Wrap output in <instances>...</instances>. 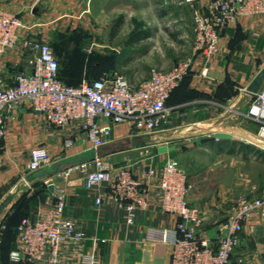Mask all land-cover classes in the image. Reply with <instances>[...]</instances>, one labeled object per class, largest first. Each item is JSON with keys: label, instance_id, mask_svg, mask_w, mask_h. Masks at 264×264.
<instances>
[{"label": "crops", "instance_id": "0c3cea01", "mask_svg": "<svg viewBox=\"0 0 264 264\" xmlns=\"http://www.w3.org/2000/svg\"><path fill=\"white\" fill-rule=\"evenodd\" d=\"M0 9L19 16L23 24L17 46L0 57V75L6 85L13 83L16 71L27 67L21 47V40L26 37L51 46L66 82L79 81L86 71L101 73L109 69L138 83L147 77L151 67L166 70L173 65L163 54L155 58L152 55L155 36L170 25L164 18L172 16V9L192 14L188 4L178 6L173 1L162 4L158 0H0ZM133 19L140 26L134 27ZM184 25L178 28L179 37L189 35L191 42L182 57H190L192 23ZM122 26L128 29L125 33L120 32ZM171 44L175 50L185 47L177 41ZM192 60L190 75L166 102L171 109L170 124L157 134L167 133V137L163 136L169 140L167 143L153 146L149 134L134 135L130 125L122 123L111 125L107 142L98 149V154L113 167L133 163L134 174L144 186L148 207L136 211L131 225L126 222V212L105 198L104 184L88 190L81 171L65 175L69 168L92 158V151L74 125L63 130L50 127L29 107L6 113V137L0 142V203L7 197L11 199L0 214V264H48L14 263L9 253L19 244L16 230L19 219L25 216L35 219L40 209L53 202L57 187L66 191L64 216L86 237L79 252L64 245L60 264H169L171 248L162 243L161 234L163 230H173L178 218L161 211L158 184L163 163L178 154L177 143L208 138L207 144L217 146L212 150L217 156H233L245 150L247 157L264 162V153L242 143L239 137L242 130L235 123L240 116L248 119L245 115L250 106V88L264 68V16L239 17L221 32L215 56L206 60L195 55ZM203 68L206 72L202 75ZM224 127L230 131L218 130ZM67 136L74 138V144L64 148ZM247 139L264 147L260 140L250 136ZM161 146H166L167 151L158 152ZM38 147L46 149L51 163L31 173L27 171L29 152ZM178 165L190 186L187 204L201 213L203 223L198 235L215 243L229 215V209L225 208L229 198L224 193L209 200L204 196L195 198L194 187L201 180L188 167L182 168L179 162ZM230 168L234 170L237 166L234 163ZM40 170L46 173L39 175ZM51 170L54 172L47 174ZM49 180L53 181L51 190ZM97 196L103 198L99 205L94 202ZM253 220V230L244 228L229 264H264V219ZM89 256L96 262L84 259Z\"/></svg>", "mask_w": 264, "mask_h": 264}, {"label": "built area", "instance_id": "2783aa9c", "mask_svg": "<svg viewBox=\"0 0 264 264\" xmlns=\"http://www.w3.org/2000/svg\"><path fill=\"white\" fill-rule=\"evenodd\" d=\"M158 1L162 4L173 1L178 6L188 4L192 10V55L166 70L151 67L147 77L138 83L130 82L116 71L104 72L97 79H85L72 86L60 80L59 61L51 46L26 37L21 40V47L27 67L16 71L11 85L4 84L0 75V142L6 137V113L15 108H31L42 116L46 125L59 130L74 125L92 151V158L69 168L65 175L73 170L81 171L83 185L88 190L104 184L105 198L126 212V222L130 225L134 223L136 211L145 210L148 201L142 182L134 174L133 163L113 167L98 154L110 136L111 125L126 123L134 135L149 134L150 137L167 130L171 109L166 101L190 73L193 57L199 55L208 60L215 56L221 32L239 17L264 16V0ZM196 2L200 5L196 6ZM22 26L19 16L0 9V57L17 46ZM205 72L203 68L201 74ZM249 94L250 106L245 116L260 124L259 134L264 136V85ZM73 144L74 138H64V148ZM50 163L46 149L34 148L29 152L27 171L36 172ZM148 173H151L150 166ZM158 187L162 194L161 211L178 218L173 230H163L161 234L162 243L171 248L169 264H229L244 228L253 230V219H264L263 188L258 197L237 201L221 234L212 243L198 235L202 220L187 204L190 186L177 160L169 158L163 163ZM65 201V189L57 187L53 202L40 209L35 219L23 218L19 222L16 227L19 244L9 253L11 262L60 264L64 245L74 252L82 249L86 237L64 216ZM102 201L101 196L94 200L97 205ZM84 259L95 261L90 256Z\"/></svg>", "mask_w": 264, "mask_h": 264}, {"label": "rangeland", "instance_id": "374dc122", "mask_svg": "<svg viewBox=\"0 0 264 264\" xmlns=\"http://www.w3.org/2000/svg\"><path fill=\"white\" fill-rule=\"evenodd\" d=\"M171 15L169 18L168 16L164 18L165 23L169 22L170 25H166V29L159 32L153 40L155 48L153 49L152 55L155 58L163 54L172 60V62L170 61L171 63H175L184 58L182 55L186 52L191 42L189 35L185 38L179 37L181 31L178 29L184 27V23L189 26L191 15L189 12L183 10L176 11L175 9H172ZM119 18L118 16L116 19L119 20ZM127 30L126 27L122 26L120 32L125 33ZM184 32H186V29H184ZM175 41L182 45L185 44V47L182 49L176 48L175 50V45H170V43ZM237 118L235 123L242 130L239 136L241 137L242 143L244 142L251 148L258 150V152L264 153V149L261 147L262 145L259 147L247 139L250 136L264 142V136L259 134L260 124L243 118V116ZM218 130L224 132V130L230 131V128L224 127V129L219 128ZM166 134H154L155 136H151V145L167 143L169 140L163 138V136L167 137ZM208 142V138H196L190 141L182 140L177 143L178 154L173 156V159L177 160L182 168L188 167L189 171L197 174V179L201 180L195 184L193 191L195 198L199 199L200 196H204L209 200L212 197L217 198L224 193V197L229 198L226 200L225 208L229 209L230 214L232 207L235 206L238 200L242 198L253 199L260 195L261 190L264 188V162L259 158L253 159L252 157H247L245 150H240L241 152L239 151L233 156H217L212 153V150L217 146L215 143L207 144ZM215 142L218 143L220 141ZM234 163L237 168L233 170L230 166ZM188 205L191 209L196 210L201 218L200 211L195 207H191L189 203Z\"/></svg>", "mask_w": 264, "mask_h": 264}, {"label": "water", "instance_id": "95a60500", "mask_svg": "<svg viewBox=\"0 0 264 264\" xmlns=\"http://www.w3.org/2000/svg\"><path fill=\"white\" fill-rule=\"evenodd\" d=\"M263 80H264V68L259 72V74L253 80L251 88H250V91L252 93L256 92L261 87ZM157 150H158V152H165V151H167V147L166 146H161ZM53 172L54 171L51 170V171L47 172V174H52ZM45 173L46 172L43 171V170H40L38 172L39 175H44ZM48 187H49L50 190L53 189L52 181L49 182ZM10 199H11L10 197H7L5 200H3L0 203V214L4 211L6 206L9 204Z\"/></svg>", "mask_w": 264, "mask_h": 264}, {"label": "trees", "instance_id": "16d2710c", "mask_svg": "<svg viewBox=\"0 0 264 264\" xmlns=\"http://www.w3.org/2000/svg\"><path fill=\"white\" fill-rule=\"evenodd\" d=\"M132 24H133V26L134 27H138V26H140V22H138L136 19H133L132 20ZM55 54V53H54ZM56 56V55H55ZM57 58V57H56ZM58 59V58H57ZM59 61V60H58ZM105 71H107V72H109L110 70L108 69V70H105ZM102 72H104V71H102ZM101 72V73H102ZM101 73H93L92 71H86V73H85V76L84 77H82L79 81H77V82H75V83H70V82H66V81H64L63 79H62V77H61V74H60V62H59V78H60V80L62 81V82H64L65 84H68V85H72V86H76V85H78L82 80H94V79H97L99 76H100V74ZM190 75V73L186 76V77H188ZM185 77V78H186ZM184 78V79H185ZM175 90V89H174ZM173 90V91H174ZM172 91V92H173ZM171 92V93H172ZM171 95V94H170ZM170 95H169V97H170ZM169 97H168V99H169ZM167 99V100H168ZM167 102V101H166ZM23 198V197H22ZM23 218H27L26 216L25 217H22L21 219H19V221L17 222V224H16V227L18 226V224H19V222L23 219Z\"/></svg>", "mask_w": 264, "mask_h": 264}, {"label": "bare ground", "instance_id": "6f19581e", "mask_svg": "<svg viewBox=\"0 0 264 264\" xmlns=\"http://www.w3.org/2000/svg\"><path fill=\"white\" fill-rule=\"evenodd\" d=\"M257 144V143H256ZM258 146H259V144H258ZM262 147V146H261ZM263 149H264V147H262Z\"/></svg>", "mask_w": 264, "mask_h": 264}]
</instances>
